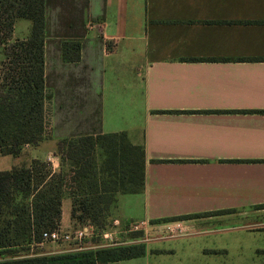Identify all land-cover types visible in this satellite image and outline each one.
<instances>
[{
	"label": "crops",
	"instance_id": "0c3cea01",
	"mask_svg": "<svg viewBox=\"0 0 264 264\" xmlns=\"http://www.w3.org/2000/svg\"><path fill=\"white\" fill-rule=\"evenodd\" d=\"M19 20L13 39L31 31L16 35ZM45 89L54 144L31 146L42 154L32 158L58 170L57 141L87 135L125 133L144 148V189L117 196L115 227L196 236L264 216V0H45ZM71 211L65 198L63 231L81 228ZM70 243L28 254L83 264L78 254L98 247ZM148 243L145 256L108 264H142Z\"/></svg>",
	"mask_w": 264,
	"mask_h": 264
},
{
	"label": "trees",
	"instance_id": "16d2710c",
	"mask_svg": "<svg viewBox=\"0 0 264 264\" xmlns=\"http://www.w3.org/2000/svg\"><path fill=\"white\" fill-rule=\"evenodd\" d=\"M18 19L31 22L25 39L12 37ZM0 50V154L18 158L26 146H37L51 136L45 89V0H0ZM56 152L58 170L49 161L32 158L0 171V256L4 257L0 264H52L66 258L28 254L31 245L44 241L43 233L60 227L65 198L72 202L71 219L79 227L90 224L97 230L105 229L120 193L144 189V148L132 144L125 133L61 139ZM227 212L231 210L205 215ZM146 252L145 244L105 245L80 263H116Z\"/></svg>",
	"mask_w": 264,
	"mask_h": 264
},
{
	"label": "rangeland",
	"instance_id": "374dc122",
	"mask_svg": "<svg viewBox=\"0 0 264 264\" xmlns=\"http://www.w3.org/2000/svg\"><path fill=\"white\" fill-rule=\"evenodd\" d=\"M30 27L31 23L28 20H19L16 26V35L21 36L29 33ZM2 59L3 51L0 50V61ZM53 144V140H44L41 142L39 150L46 151ZM37 153H34V148L29 146L25 148L24 153L19 158L22 163H28L32 159V154L42 156L40 152ZM14 161L13 157H0V170L10 169ZM228 213L231 212L210 216ZM253 214L257 213L254 212ZM227 226L225 231L194 236L191 234L193 232L181 231L179 233V229L148 231L146 230L147 225L138 229H134L130 225H122L117 228L109 220L105 229L96 230L97 235L95 237H87L82 242H71L70 246L86 247L93 244L98 245L97 248L105 246L110 241H107L109 239L104 238L103 234L115 230L117 233L114 241L117 245L132 243L145 244L146 246V242H149L148 245L154 248L152 250L154 254L150 253L145 259L146 261H143L144 264H264V216L234 218L229 224H221L217 228ZM92 251H83V253L78 254V257L81 258L80 260H88L90 258L88 254ZM65 256L66 258L58 259L52 264H71L70 256Z\"/></svg>",
	"mask_w": 264,
	"mask_h": 264
},
{
	"label": "built area",
	"instance_id": "2783aa9c",
	"mask_svg": "<svg viewBox=\"0 0 264 264\" xmlns=\"http://www.w3.org/2000/svg\"><path fill=\"white\" fill-rule=\"evenodd\" d=\"M144 223L135 224L133 225L134 229H138L141 226H144ZM97 235L96 228L93 225L87 224L83 227L76 229V230H70V231H63L61 228H57L54 231L51 232H45L43 233V240L49 241V242H82L87 237H95ZM104 238L109 239L110 241L109 245H117L115 234L112 233H106L103 234ZM102 235V236H103Z\"/></svg>",
	"mask_w": 264,
	"mask_h": 264
}]
</instances>
